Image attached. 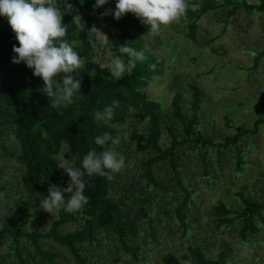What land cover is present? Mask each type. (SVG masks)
Returning a JSON list of instances; mask_svg holds the SVG:
<instances>
[{"label": "trees", "instance_id": "obj_1", "mask_svg": "<svg viewBox=\"0 0 264 264\" xmlns=\"http://www.w3.org/2000/svg\"><path fill=\"white\" fill-rule=\"evenodd\" d=\"M68 3L78 10L86 27L85 32H81L72 23L76 11L66 13L63 23L68 25V32L64 39L85 63L93 61L96 56L95 33L87 32L106 11L111 14L104 15L108 40L102 53L109 51L113 58L121 57L127 61L118 48L128 43V46L143 51L147 59L138 62L132 73L125 74L120 80L111 77L106 68L85 64V68L73 74L82 80L81 92L73 97L74 102L68 107L54 109L52 100L40 91L42 79L34 77L26 65L11 62L14 56L12 48L19 44L6 18L0 16V156L4 161L14 158L21 169L19 183L1 184L0 194L9 199L11 193H6L5 189L11 185L10 192L16 188L12 195H25L32 201V207L19 209L20 206H15L14 218H0V264H140L141 252L156 249H151V246L160 242L159 233L168 221L175 219L183 236L189 230L195 190L191 182L182 184V172L175 155L177 148L191 146L193 155H198L203 173L208 177L209 151L213 149L220 159L223 150L233 147L235 169L239 170L247 163L240 141H245L248 135L254 136L264 119L254 121L250 129L219 140L211 135H202L197 128L202 105V93L197 86L187 84V101L183 99L186 93L183 88H173L174 94L167 110L163 109L162 102L152 99L147 92L149 83L174 65L169 62L166 67L159 56L147 48L145 35L148 26L141 24L131 13L116 20V0H109L95 10V0H68ZM61 5L63 7V0ZM221 9H225V20H228L239 9L250 13L264 12V0L258 4L247 0H191L186 13L185 37L195 42L201 18ZM262 54L254 57L253 67L257 66ZM113 100L119 101L113 119L97 121L95 113L111 106ZM130 120L144 123V127L142 130L132 125L127 127L128 135L124 141L121 128ZM224 121L226 126L230 125L228 117L225 116ZM105 133L117 141L115 144L109 141L105 147L121 154L125 158V166L130 155H144L138 163L140 180L124 181L126 176L120 172L106 177H86L88 183L84 194L88 197V204L82 211L73 214L61 210L55 216L44 212L39 206V196L47 195L50 185L61 189L68 185L57 167V160L53 159L61 152L62 143L66 142L72 149L71 154L67 153L71 157L79 154L75 160L79 166L89 150H103L96 145L95 138ZM8 134L10 142H5ZM163 136L167 141H160ZM4 161L0 164V177L5 176ZM159 164L168 165L172 176L158 180L153 169ZM68 195L65 194L66 199ZM235 196L241 201L240 209H230L221 201L213 206V214L217 218L215 226L229 230L236 221H240L239 238L247 242L259 233L255 219L264 229V199L253 201L242 191ZM42 213L51 217L48 229L34 226L32 221V217ZM231 214L236 215L228 217ZM45 242H51L52 247L45 246ZM3 246H6L5 251ZM229 257L224 246L212 256L200 245H189L179 256L163 254L160 264H181L188 259L192 264H227Z\"/></svg>", "mask_w": 264, "mask_h": 264}, {"label": "rangeland", "instance_id": "obj_2", "mask_svg": "<svg viewBox=\"0 0 264 264\" xmlns=\"http://www.w3.org/2000/svg\"><path fill=\"white\" fill-rule=\"evenodd\" d=\"M190 1L188 0V4ZM247 1L258 4L260 0ZM224 14L225 9H221L203 16L197 24L195 42L185 37L186 16L180 24L168 26L160 35L146 36L147 48L159 56L166 67L169 62L174 64L149 83V96L162 102L163 109L167 110L174 94L173 88H183L186 91L183 99L187 101V84H194L202 93L201 120L197 128L202 135H211L216 140L250 129L254 121L264 119V12L250 13L239 9L228 20H225ZM94 26L106 35L108 27L104 15L95 20ZM224 27L226 30L223 31ZM173 37L176 38L172 39ZM95 39L96 56L86 64L94 67L107 65L113 57L109 51L102 53L106 39L98 33H95ZM260 53H263L262 58L253 67L254 57ZM225 116L230 120L229 126L225 124ZM130 125L137 130L144 127V123L128 121L121 128L124 141L128 135L125 130ZM247 137L239 144L247 163L236 170L233 147L223 150L220 159H217L211 149L207 158L208 177L203 173L198 155H193L191 146L177 148L175 155L178 168L182 172V184L191 182L195 190L190 223L188 222L189 230L183 236L177 221H168L159 233L160 242L151 246V249H156L151 250L152 252H141L140 264H160L163 254L179 256L185 253L189 245H200L212 256L224 246L230 254L227 264H264V229L259 220L254 221L259 233L250 237L247 242H242L238 233L240 221H236L229 230L224 227L217 228V218L213 214V206L217 201L223 202L230 209H240L241 201L235 196L240 191L253 201L264 199V123L258 126L254 136ZM5 139V142H10V134ZM160 141L165 142L167 139L163 136ZM197 150L198 146L195 152ZM143 157V154L130 155L128 165L120 171L122 176H126L124 181H132L133 178L140 180L138 163ZM71 158L65 154V159ZM3 161L4 158L0 156V164ZM4 162L5 176L0 177V185L19 183L21 169L18 162L14 158H8ZM60 170L63 179L68 183L69 177L63 169ZM153 171L158 180L172 176L168 165L159 164ZM10 189L11 185L5 189L6 193H11L9 199L0 194V218L4 220L14 218L13 209L17 205L20 206L19 209L22 206L32 207V201L27 196L12 195L16 188L12 192ZM32 221L34 226L48 229L51 217L42 213L41 216L32 217ZM50 243L45 242L44 245L52 247ZM2 250L5 251L6 246Z\"/></svg>", "mask_w": 264, "mask_h": 264}, {"label": "clouds", "instance_id": "obj_3", "mask_svg": "<svg viewBox=\"0 0 264 264\" xmlns=\"http://www.w3.org/2000/svg\"><path fill=\"white\" fill-rule=\"evenodd\" d=\"M108 2L109 0H95L94 10ZM188 8V0H116L114 18L119 20L131 13L141 24L149 27L145 36L155 37L168 26L180 24ZM73 11L77 14L73 15L72 23L79 31L85 32L83 17L78 14V10L73 9L68 0H63V7L61 0H0V16L6 18L19 44L12 48L14 56L11 62L14 65H26L32 70L34 77L42 79L43 87L40 91L52 100L51 107L54 109L68 107L74 102L73 97L81 92L82 80L73 74L85 68L86 63L64 39L68 25L63 23V18L66 13ZM109 14L111 13L106 11L102 15ZM92 33H98L108 40L95 26L87 32ZM118 51L127 57V61L115 57L107 65H100L116 80L122 79L125 74L130 75L138 62L142 63L147 59L143 51L128 46V43L120 46ZM118 106L119 101L113 100L111 106L95 113V119L104 122L112 120L114 109ZM109 141L113 144L117 142L108 133L97 136L95 143L103 150H89L79 166L75 164L79 154L73 155L70 160L65 159V154H71L72 149L66 142L62 143L59 156H54L53 159L57 160V167L63 169L69 177V182L63 189L50 185L47 195L39 196V206L44 212L55 216L61 210L73 214L82 211L88 204V197L84 194L88 183L86 177L110 176L125 167V158L105 147ZM66 193L69 194L67 199ZM181 264L192 262L188 259L181 261Z\"/></svg>", "mask_w": 264, "mask_h": 264}]
</instances>
